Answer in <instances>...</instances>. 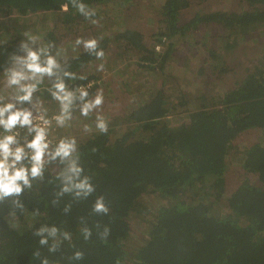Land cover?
Masks as SVG:
<instances>
[{
  "label": "trees",
  "instance_id": "obj_1",
  "mask_svg": "<svg viewBox=\"0 0 264 264\" xmlns=\"http://www.w3.org/2000/svg\"><path fill=\"white\" fill-rule=\"evenodd\" d=\"M111 1L118 0H0V15L55 12L61 25L75 28L99 17L90 12L93 6ZM159 1L152 51L140 30L122 29L54 66L32 98L52 100L61 82L72 91L96 80L84 69L114 41L141 56L140 68L150 71L157 64L163 70L168 52L157 61L155 46L166 41L173 48L179 15L196 0ZM240 2L247 7L241 12L197 13L183 22L178 36L216 25L228 50L264 28V0ZM51 36L42 44L58 52ZM24 44L19 36L0 39V75L11 72L26 52ZM96 88L72 104L82 107ZM167 99L160 87L135 102L122 117L126 131L119 136L107 129L77 144L57 141L49 154L52 167L43 166L37 177L28 170V185L17 181L19 194L0 197V264H264V138L243 151L238 185L226 191L232 141L252 129L264 133V55L218 97H197V108L179 111ZM61 142L71 146L67 157L56 155ZM148 194L165 203L152 215L144 244L132 253L125 248L130 218L149 213L142 200ZM98 202L104 210H97Z\"/></svg>",
  "mask_w": 264,
  "mask_h": 264
},
{
  "label": "rangeland",
  "instance_id": "obj_2",
  "mask_svg": "<svg viewBox=\"0 0 264 264\" xmlns=\"http://www.w3.org/2000/svg\"><path fill=\"white\" fill-rule=\"evenodd\" d=\"M159 7H161L159 0H118L102 3L90 9L92 14H99L98 18L80 23L75 28L61 25L55 12L19 18H4L0 15L3 17V21H0L3 28L2 30L0 28V39H14L19 36L24 40L26 47V52L13 64L11 72H7L4 78H1L0 108L13 106L10 111H6L8 112L6 117L17 110L31 112L34 105H39L40 102L45 105L48 112H52L56 107L53 100H47L43 96L32 98L40 91L33 93L34 90L48 82L49 75L34 73L28 68V64L32 63L30 53L37 55L36 63L41 68L48 67L49 58L55 61L56 66L80 51L89 50L85 47L86 42L95 40L97 44L104 37L111 38L122 29L140 30L145 38L146 48L152 51L154 34L158 28L157 15L161 10ZM245 9L247 7L243 6L240 0L193 1L191 6L181 11L179 15L176 36L172 41L173 48L168 50L166 41L159 51H154L153 48L157 61L168 52L163 70L155 68L157 64L153 65V70L150 71L147 68H140L141 56L130 49L127 43L111 42L103 56L84 69L87 75L95 76L96 80L93 82L97 88L82 103V107L72 104L70 111L59 119L56 130L51 134L53 136L56 133L55 142L59 140H71L74 144L82 142L92 133L100 131L98 127L100 123H104L107 129L116 131L114 136L123 134L126 127L122 124V117L132 110L130 107H133L135 102L147 99L151 92L155 93L160 87L164 89L165 97L168 98L167 103L176 105L179 111L197 108L199 100L196 98L203 93L208 97H218L232 88L234 82L246 75L251 66L264 55V28L259 27L246 37L239 38L228 50L223 48L222 37L225 33L216 28V25L199 26L196 32L186 34L182 38L178 33L183 29L184 23L192 20L197 13H237ZM162 28L164 29V26ZM50 33L58 40L57 43H53L59 46L58 52L42 44ZM78 40L80 43H77ZM213 54L218 59L216 62L212 61ZM222 64L223 69L225 67L229 69L224 74L220 72ZM211 65H216V68ZM13 79L17 83H12ZM27 88L34 90L28 100H23L21 98L27 94L25 91ZM98 97L101 99L99 105L95 104ZM187 99L190 103L182 105ZM85 105L89 106L87 115L82 114ZM263 135L262 131L252 129L232 141L226 173V191L229 194L240 179L239 157L243 151L261 144ZM47 166H53L51 158ZM142 200L149 213L142 218L134 216L130 218V236L125 248L132 253L136 247L144 244L152 215L165 203L154 194H148Z\"/></svg>",
  "mask_w": 264,
  "mask_h": 264
},
{
  "label": "clouds",
  "instance_id": "obj_3",
  "mask_svg": "<svg viewBox=\"0 0 264 264\" xmlns=\"http://www.w3.org/2000/svg\"><path fill=\"white\" fill-rule=\"evenodd\" d=\"M64 11H67V7L65 6ZM82 10V6H81ZM77 43H80L78 40ZM86 48L94 49L96 47V41L91 40L86 42L85 44ZM30 60L32 63L28 64V68L33 71L34 73H47L48 75H51V69L55 66V61L52 58H49L48 60V67L47 68H41L38 63H36L38 57L35 53H30ZM98 57L103 56V52L97 53ZM66 75H68L66 73ZM12 83H17L15 79L12 80ZM57 89V93H54L53 95L56 96L57 99H60L61 101L67 100L68 96L70 94H66L64 96L59 95V93H63L65 91L64 84L58 83L55 85ZM34 90V88H27L25 91L27 94L22 97L23 100H28L31 96V92ZM42 91L41 88L35 89L33 93H36L37 91ZM87 95V93H82V96ZM101 103V99L98 97L95 101V104L99 105ZM12 105H7L5 108H0V126H3L5 131H10L12 128H14L18 123L23 125H30V113L28 112H15L8 116L7 120L3 119L4 113L6 111H10L12 108ZM89 110V106L85 105L82 109V114L87 115ZM101 131H107V127L104 123H100L98 125ZM45 139V134L43 129L37 130V135L34 138V140L28 144L27 146L34 150V155L32 156L33 166L31 167V176L37 177L41 175V168H42V161L43 157L45 155V149L47 148V144L43 143ZM15 143V137L14 136H5L3 139H0V197L6 196V195H12V194H19L21 192V186L17 183V181H23L25 185H28V169L26 168H18L16 169V163L21 161V159L24 157V149L22 148H16V150L13 152L10 145ZM70 145H67L63 142H61L56 155H61L63 157H67L70 155ZM13 157L12 164L8 163V158ZM13 168L15 171L10 176L9 175V169ZM78 187H84L83 184L78 185ZM97 210H104L103 205L101 203H97Z\"/></svg>",
  "mask_w": 264,
  "mask_h": 264
},
{
  "label": "built area",
  "instance_id": "obj_4",
  "mask_svg": "<svg viewBox=\"0 0 264 264\" xmlns=\"http://www.w3.org/2000/svg\"><path fill=\"white\" fill-rule=\"evenodd\" d=\"M1 19V17H0ZM164 41H162L160 44H157L155 46V50L159 51L161 49L162 44ZM92 86H94V82H89L86 85H79L77 88H75L72 91L65 90L63 93H59V95L64 96L66 94H70L68 96L67 100L61 101L60 99H57L55 95H53V101L55 103V108L52 112H48L46 110V107L43 103L40 102L39 105L35 104L34 109L30 113V125H23L21 126L19 123L12 128L10 131H5L3 126H0V139H3L5 136H14L15 137V143L10 145L12 151L14 152L16 148H22L24 149V157L16 163L15 168H26L28 170H31V167L33 166L32 156L34 155V150L29 148L27 145L30 144L34 138L37 135V130L43 129L45 134V139L43 143L47 144V148L45 149V155L43 157L42 161V167L46 166L49 163V154L52 153L53 147L55 146V135L52 136L51 134L56 130V125L59 122V119L64 115L67 114L70 111V108H72L73 101L76 100L77 95L81 93H85L87 91H90L92 89ZM70 103V104H69ZM24 110H17V112H23ZM8 112L4 113L3 119L7 120L8 117H6V114ZM10 115V114H9ZM8 115V116H9ZM13 157L8 158V163L12 164ZM15 169L10 168L9 169V175L11 176Z\"/></svg>",
  "mask_w": 264,
  "mask_h": 264
},
{
  "label": "crops",
  "instance_id": "obj_5",
  "mask_svg": "<svg viewBox=\"0 0 264 264\" xmlns=\"http://www.w3.org/2000/svg\"><path fill=\"white\" fill-rule=\"evenodd\" d=\"M5 74H7V73H5ZM5 74L3 73V74L0 75V82L2 81L1 78H2V77L4 78V75H5Z\"/></svg>",
  "mask_w": 264,
  "mask_h": 264
}]
</instances>
